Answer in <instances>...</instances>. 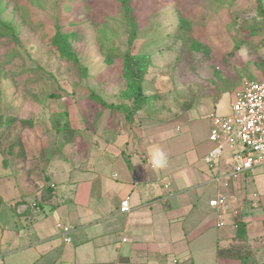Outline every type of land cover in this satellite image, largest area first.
<instances>
[{
  "label": "rangeland",
  "instance_id": "1",
  "mask_svg": "<svg viewBox=\"0 0 264 264\" xmlns=\"http://www.w3.org/2000/svg\"><path fill=\"white\" fill-rule=\"evenodd\" d=\"M257 1L131 0L130 50L152 61L150 97L127 117L119 106L130 103L121 96L130 27L121 0H0V175L7 168L11 180L35 187L51 152L97 138L106 118L175 125L229 111L243 81L264 80ZM57 30L70 33L83 67L61 55Z\"/></svg>",
  "mask_w": 264,
  "mask_h": 264
},
{
  "label": "crops",
  "instance_id": "2",
  "mask_svg": "<svg viewBox=\"0 0 264 264\" xmlns=\"http://www.w3.org/2000/svg\"><path fill=\"white\" fill-rule=\"evenodd\" d=\"M231 103L219 114L229 113ZM207 118L175 125L144 117L128 122L123 115L114 123L103 119L97 138L47 156L45 190L42 181L18 184L4 167L0 263L244 264L242 256L219 253L234 245L240 218L247 246L242 255L249 253L248 264H264V171L246 170L226 187L216 180L230 157L208 166L214 144ZM150 144L168 154L166 169L144 168ZM219 193L230 197L225 212L209 205ZM127 196L129 211L120 213ZM59 221L73 227L70 242L56 228Z\"/></svg>",
  "mask_w": 264,
  "mask_h": 264
},
{
  "label": "built area",
  "instance_id": "3",
  "mask_svg": "<svg viewBox=\"0 0 264 264\" xmlns=\"http://www.w3.org/2000/svg\"><path fill=\"white\" fill-rule=\"evenodd\" d=\"M209 118V140L214 147L205 158L208 166H213L215 159L224 154L230 157L228 170L216 180L226 187L231 178H238L246 170L261 167L264 171V80L243 81L235 92L230 112H211ZM229 200V196L219 193L209 200V205L225 212ZM118 211H129L128 196L121 200ZM56 228L65 242L71 241V225L59 221Z\"/></svg>",
  "mask_w": 264,
  "mask_h": 264
},
{
  "label": "trees",
  "instance_id": "4",
  "mask_svg": "<svg viewBox=\"0 0 264 264\" xmlns=\"http://www.w3.org/2000/svg\"><path fill=\"white\" fill-rule=\"evenodd\" d=\"M131 0H121L122 10L125 15V17L128 20L129 23V37L127 41L128 47L126 50L121 54V59L123 62V71L122 76L124 80V87L121 89V96L125 100H130V103H124L128 107L123 109V105H120V109L126 113L127 117L132 116V114H135L139 108H141L145 101L148 100L150 97L149 94H146L144 91V75L145 72L150 65L152 58L150 57L148 52H142V53H133L130 50V46L132 45L134 38L136 36V20L132 15V8L130 6ZM256 11L260 17V19L264 23V0H258L256 4ZM2 26H0V30H6L4 28L1 29ZM181 27V25L179 26ZM57 48L59 49V52L61 55L69 58L74 59L75 62H77V65L80 67H83L82 63L77 58L76 52L73 48V45L70 41V33L62 30L56 31V36H54ZM48 97H54L58 98L60 97V94H48ZM128 98V99H127ZM105 105L112 106V107H118V105H111L110 103H105ZM14 120V118H11L8 120V124H11V122ZM24 124H28L29 126L33 125V121L30 120H22ZM67 125V122L65 121V125ZM57 129V127L55 126ZM42 173V172H41ZM43 185L45 190L48 187V184H46V180H48L47 173L43 174ZM1 203V201H0ZM237 233L235 236V243L234 245L231 244L229 247H225L223 249L219 250L220 254L228 253V255L233 254L234 256H242V260L245 261L244 264H248L247 257L249 253L245 251L244 255H242V251L247 248L246 244L243 243V240L245 238L244 236V224L241 222V219H237ZM240 253V255H239ZM245 259V260H244Z\"/></svg>",
  "mask_w": 264,
  "mask_h": 264
},
{
  "label": "clouds",
  "instance_id": "5",
  "mask_svg": "<svg viewBox=\"0 0 264 264\" xmlns=\"http://www.w3.org/2000/svg\"><path fill=\"white\" fill-rule=\"evenodd\" d=\"M147 166H144L146 170L156 173L166 169L169 166V157L162 146L158 144H150L147 148ZM139 164V163H137Z\"/></svg>",
  "mask_w": 264,
  "mask_h": 264
}]
</instances>
